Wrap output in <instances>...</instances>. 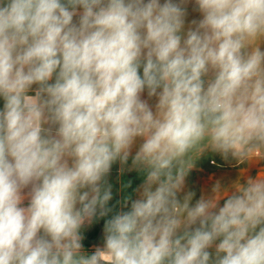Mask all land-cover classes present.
<instances>
[{
  "label": "clouds",
  "instance_id": "9594fccd",
  "mask_svg": "<svg viewBox=\"0 0 264 264\" xmlns=\"http://www.w3.org/2000/svg\"><path fill=\"white\" fill-rule=\"evenodd\" d=\"M262 45L264 0H0V264H264V167L185 191L206 149L264 161Z\"/></svg>",
  "mask_w": 264,
  "mask_h": 264
},
{
  "label": "crops",
  "instance_id": "0c3cea01",
  "mask_svg": "<svg viewBox=\"0 0 264 264\" xmlns=\"http://www.w3.org/2000/svg\"><path fill=\"white\" fill-rule=\"evenodd\" d=\"M198 16L199 14L193 11V7L190 4L188 6V16L186 18V24L192 19L198 18ZM36 87V85H33V91L29 92L30 95H34V89ZM143 95L146 98V92ZM3 103V99L0 98V109L3 108ZM138 146L139 141H137L136 146H134V148L132 149L133 156L135 155ZM131 160L132 158L130 156L127 164L124 165V170H119V173L122 174L123 172L134 174L142 172L136 169H132L131 171H129V168H131ZM261 167H264V161H261L259 164L250 165L247 162H239L231 157L226 160L220 154L206 149L198 158L193 161V167L189 170V173L186 177L185 191L191 190L195 192V196L193 197L192 201V203H195V201L199 199L202 194L210 192L211 188L217 181L221 183L222 187L230 188L238 180L243 183L247 177H255L259 168ZM119 169H121V165ZM142 183L143 182H141L140 184ZM140 184H138L134 189L131 198H136V189ZM220 203L222 205L223 200H221ZM26 204L27 202L25 201V206ZM210 251H214V248L210 249Z\"/></svg>",
  "mask_w": 264,
  "mask_h": 264
},
{
  "label": "rangeland",
  "instance_id": "374dc122",
  "mask_svg": "<svg viewBox=\"0 0 264 264\" xmlns=\"http://www.w3.org/2000/svg\"><path fill=\"white\" fill-rule=\"evenodd\" d=\"M120 164L119 161L113 164L110 173L106 177L107 184L111 186L112 199L109 201L108 207L112 209V212L108 216L94 220L90 226H85L82 229L83 240L82 252L91 255L94 253L95 248L102 246L103 244V227L107 219L119 211H121L124 202L127 200H122L124 192L127 187L131 184L133 179H139L144 174V172L138 173H119ZM123 175V176H122ZM128 192V191H127ZM126 192V193H127ZM128 195V194H126ZM128 195L127 198H129ZM117 207L115 208V206ZM126 210V209H124Z\"/></svg>",
  "mask_w": 264,
  "mask_h": 264
},
{
  "label": "trees",
  "instance_id": "16d2710c",
  "mask_svg": "<svg viewBox=\"0 0 264 264\" xmlns=\"http://www.w3.org/2000/svg\"><path fill=\"white\" fill-rule=\"evenodd\" d=\"M145 178H146V174L144 173V174L141 176V178H139V179H133V180L131 181V184L127 187L126 191L124 192L125 194L123 195L122 200L125 201V199H127L128 195H130V197H132L133 192H134V189L136 188V186H137L138 184H140L141 182H143ZM127 191H128V192H127ZM126 192H127V193H126ZM126 194H128V195H126ZM116 207H117V205L115 206V208H116Z\"/></svg>",
  "mask_w": 264,
  "mask_h": 264
}]
</instances>
